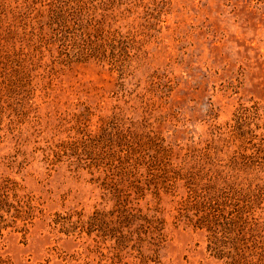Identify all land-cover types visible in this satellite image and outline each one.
Masks as SVG:
<instances>
[{"label": "rangeland", "instance_id": "374dc122", "mask_svg": "<svg viewBox=\"0 0 264 264\" xmlns=\"http://www.w3.org/2000/svg\"><path fill=\"white\" fill-rule=\"evenodd\" d=\"M78 8L81 24L71 15ZM97 22L103 34L88 37ZM0 32L12 56L0 79V178L16 180L38 206L26 230L4 231L0 255L12 264L97 263L50 223L56 212L112 209L105 174L76 156L88 157L85 133L120 132L138 149L128 199L164 227L153 261L136 251L124 261L222 264L206 231L179 215L184 180L163 174L191 156L228 163L236 132L264 133V0H0ZM89 42L106 58L88 55ZM252 105L261 117L238 122ZM241 181L262 242L246 264H264L262 156Z\"/></svg>", "mask_w": 264, "mask_h": 264}, {"label": "trees", "instance_id": "16d2710c", "mask_svg": "<svg viewBox=\"0 0 264 264\" xmlns=\"http://www.w3.org/2000/svg\"><path fill=\"white\" fill-rule=\"evenodd\" d=\"M80 9L83 7L80 6ZM79 12L81 10L78 8L71 13L78 20L76 24L83 22ZM97 24V27L93 25L87 30L88 37H95L92 30L99 35L103 34L99 29L100 24ZM91 42L87 43V54L105 59L102 49ZM8 44L0 32L1 80L11 68L12 56ZM261 110L258 105L242 108L237 121L243 120L247 113H252L255 119L260 118ZM85 135L89 136L88 140H84L89 149V152L86 151L88 157L76 158L84 160V165L92 170L91 174H105L101 184L106 195L113 198L114 206L108 210L96 209L89 216L76 209L56 212L50 225L57 232L80 240L85 245L88 257L94 254L99 258L96 264H127L124 261L125 254L131 251H136L142 261H153L164 241L163 221L144 213L141 207L131 205L127 193V184H130L132 175H136L133 162L137 160L134 155L138 149L129 143L131 138L120 132ZM233 138L232 142L237 149L228 163H220L212 154L208 157L210 161L205 157H199L198 160L191 156L190 161L182 163L184 166L179 167V170L165 169L163 177L172 171L175 175L166 177V182L178 176L184 180L187 194L180 203L179 215L192 226L206 231L208 248L213 256L222 260V264H246L250 251L261 249L262 242L258 232L254 233L257 228L254 227L252 206L243 193L241 172L257 156L264 159V133L259 136L252 131L236 132ZM121 145L128 147L124 149V155L119 150ZM241 162L246 164L241 167ZM162 164L160 160L158 167ZM172 186L173 183L168 184V189ZM21 191L22 187L16 180L0 178V237L6 230H26L27 225L37 216L38 206L33 198ZM0 264L12 263L8 257L0 255Z\"/></svg>", "mask_w": 264, "mask_h": 264}]
</instances>
